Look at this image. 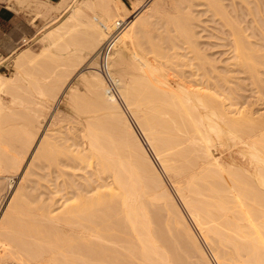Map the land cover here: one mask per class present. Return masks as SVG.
Wrapping results in <instances>:
<instances>
[{
	"label": "bare ground",
	"instance_id": "6f19581e",
	"mask_svg": "<svg viewBox=\"0 0 264 264\" xmlns=\"http://www.w3.org/2000/svg\"><path fill=\"white\" fill-rule=\"evenodd\" d=\"M59 2L69 11L47 23L41 52L22 49L0 73V171L21 174L0 264H214L186 214L215 264H264V113L221 92L236 71L262 85L264 0H152L113 37L123 105L96 52L131 11ZM205 36L228 40L224 68Z\"/></svg>",
	"mask_w": 264,
	"mask_h": 264
},
{
	"label": "rangeland",
	"instance_id": "374dc122",
	"mask_svg": "<svg viewBox=\"0 0 264 264\" xmlns=\"http://www.w3.org/2000/svg\"><path fill=\"white\" fill-rule=\"evenodd\" d=\"M10 1L18 3L17 8L15 7L16 8V12H18L19 14H24L25 16L29 17V21H27V19L25 17L24 18V22H25L24 24L21 21L18 22L20 24V27H23V29H24L26 34L23 35L24 38H22V40H20L15 45L13 50H11L9 52V54L4 56V57H7L6 60L8 59L7 62L5 61L6 69L5 70L4 69L0 70V73L1 74L3 73L4 75H10L12 73V67H13L12 63L14 61V56H16V54L19 51H21L22 49H24L26 47H29L30 50H32V52L34 51V53H36L38 55L39 51L41 52V50H42V48H41L42 43L40 41V37L48 29L49 24H47V23H51L52 24L56 20H58V21L62 20L64 17H66V15H67V13L69 11V10L65 9L64 7H62V5L60 4L59 0H30V1L24 2V3H20L17 0H10ZM138 1L139 0H120V1L116 0V3H118L119 7L122 8V6H123L124 8H122V9L129 8L128 10H130L131 12H129L130 15H129L128 19L123 20L120 25H117L118 28L113 33V35L118 33L122 28H124L127 25L128 21L129 22L133 21L135 19V17L138 15V13L141 12L144 7L146 8L147 6H149V3L151 4V2H152V0H140L141 2L140 1L138 2ZM114 2H115V0H114ZM136 2L140 3L141 5L137 4ZM135 6H138V7H135ZM136 8L137 9L139 8V9L137 10ZM135 10H137L136 11L137 13L135 12ZM133 11L135 13H133ZM122 13H123V11H122ZM124 13H126V11H124ZM56 17H58V18H56ZM123 24H124V26H123ZM209 24L211 25V28H212V24L211 23H209ZM210 25H209V27H210ZM211 28H209V29H211ZM211 30L213 32L214 29H211ZM205 35H207V34H205ZM253 38H251V40L254 42V44L258 45V43H259V45H260L261 41L259 42L257 37H253ZM202 39L203 40L205 39L207 41L206 42L204 40L206 43H210L212 48H210L211 46L209 47L210 49L208 48V50H210V51L207 50L208 53H211L212 55L214 53L215 56H213V57L216 60H218L217 62L219 64L220 68L221 69L224 68L225 64L230 62L229 59H228L229 52L227 54V51L229 49L228 46H230V45H227L228 44L227 43L228 40H226L227 41L226 42L225 40L222 41V40L216 39L214 37H212V38L211 37L210 38L209 37H206V38L203 37ZM211 43H213V44H211ZM221 43H223V44L221 45ZM224 43H226L225 46H224ZM166 44H168V43H166ZM259 45L255 46V47L258 48ZM261 45L262 46L259 48V50L257 49L258 51L256 50L255 54H253L254 57H259L260 54L262 55L264 53L263 49H261L262 47L264 48L263 43ZM255 47H254V49H256ZM184 51H186V50H184ZM1 57H2V55L0 56V59H1ZM4 57H2L1 60H3ZM9 57L13 58V59H9ZM87 62L85 61L83 64L80 65L81 67L79 66L78 70H76L77 73L75 72L74 75L71 78V80L73 79L72 82H75V81L77 83L79 82L78 73L81 72V71H84L86 69V67H87L86 65H88ZM258 66H259V70H260V74L259 75L261 77V80H263L261 82L262 85H260L258 82L254 83L255 80L253 81V78H251V76H252L251 73H249V72H247V73L245 72L244 73V72L236 71L235 72L236 74H234L235 76H232V74H231V78L228 79L230 81H225L224 80V83L228 82L227 87H226V85H223V84L221 85L222 87L224 86L223 88L225 90H227V91L224 92V89L222 87L221 88L223 90L221 89L222 91L221 90L220 91L225 94V95L223 94L224 96H229V98L231 97L230 99L233 100V102L234 101H236L237 103L239 102L238 106H242L241 108H244V109L246 108V110H252V108H253L254 111H256L258 113L262 112L261 114H263L264 113V64H259ZM223 73H226L227 75H229V73H227V72H222V74ZM78 85L83 87V88L79 87V91L83 92L85 90L84 89L85 87L83 86V84L82 83L80 84V82H79ZM226 92H227V94H226ZM116 97L118 98V100H120V103L123 105V99H121V96L120 97L116 96ZM63 100H65V102H63ZM68 102L69 101H67V99H63L62 98V101H59L58 104H60V107L63 108L66 112L69 113V112L72 111L71 109H72L73 106L69 110V107L72 104L71 103L68 104ZM66 106L67 107L69 106V107L67 108ZM246 106H249L250 108L248 107V109H247ZM132 124L134 125L133 121H132ZM134 127L137 130L135 125H134ZM138 133H139V131H138ZM140 138L143 140L141 135H140ZM143 143H144V145L146 147V150H148L149 154L152 156V154H151L149 148L146 146L145 142H143ZM233 153H235V152H233ZM233 153L232 152L230 154L224 153V157L228 158V155L232 156ZM211 155L214 156V158H217L218 156L220 157L221 152L218 151V150H215L213 148V149H211ZM235 155H237V154H235ZM159 171H160V174L162 175V177L166 181H168V184H169L170 181H169L168 177L165 176L166 174H163V172L160 169H159ZM3 172L5 174H3ZM3 172H1L2 174H0V179H4L6 181H5L4 189H2L3 191H1V195H0V215H1L2 211H3V209L5 208V205L7 204V201L9 199L10 195L14 192V189L16 188V186L18 185V183L20 182V179H21V174L20 173L18 175L17 174L16 175H14V174L11 175L10 172L7 173V174H6V171H3ZM3 175L6 176V177H4ZM7 175L8 176L11 175V176L8 177ZM12 177H13V179H12ZM108 179H111V178H108ZM9 180L12 181V183H11L12 186H10L11 184L9 183L10 182ZM107 181H111V180H107ZM96 182L97 181L93 182V186H91L90 189H93L94 185L97 184ZM169 185H170V190L172 191V193H174L173 192V188H172L173 186H171V183ZM86 190H87V188H86ZM174 195H175V193H174ZM186 217L189 220V223L191 224L193 231L195 232L196 235H198V238H199L200 242L202 243L203 246H205L204 248H205L206 252H208L207 254H208V257L210 258L211 262L215 264V259L211 255L212 253L209 251L210 250L209 247H207V244L205 245V242H203V240L200 238L195 226L193 225L192 221L190 220L189 216H187V214H186Z\"/></svg>",
	"mask_w": 264,
	"mask_h": 264
},
{
	"label": "crops",
	"instance_id": "0c3cea01",
	"mask_svg": "<svg viewBox=\"0 0 264 264\" xmlns=\"http://www.w3.org/2000/svg\"><path fill=\"white\" fill-rule=\"evenodd\" d=\"M17 1L24 3L30 0ZM17 5L18 3L10 0H0V56L9 54L26 34L18 22L21 21L24 24V18L26 17L29 21V17L16 12Z\"/></svg>",
	"mask_w": 264,
	"mask_h": 264
},
{
	"label": "built area",
	"instance_id": "2783aa9c",
	"mask_svg": "<svg viewBox=\"0 0 264 264\" xmlns=\"http://www.w3.org/2000/svg\"><path fill=\"white\" fill-rule=\"evenodd\" d=\"M113 37H114V35L107 38L97 48V54H98V58H99L98 69L105 76L110 89L118 97H120V95L118 93V88H117L116 82L111 77L110 70H109V58L108 57H109V54L111 51V47H112V43H113Z\"/></svg>",
	"mask_w": 264,
	"mask_h": 264
}]
</instances>
